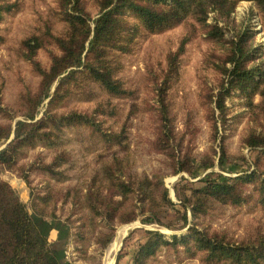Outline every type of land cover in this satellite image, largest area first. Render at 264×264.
<instances>
[{"label":"trees","instance_id":"16d2710c","mask_svg":"<svg viewBox=\"0 0 264 264\" xmlns=\"http://www.w3.org/2000/svg\"><path fill=\"white\" fill-rule=\"evenodd\" d=\"M240 1L244 0H96L99 11L96 17H92L84 0H59L57 13L67 25V31L64 35L51 36L59 52L53 53L48 68L35 61L44 39L35 35L24 41L28 50L25 51L26 58L34 62L41 81L36 93L29 92L22 98L27 106L21 111L23 119L14 126L12 123L0 124V144L14 135L12 141L0 149V165L14 169L16 156L22 148L34 147L37 142L56 146L61 138L59 131L70 126L88 125L105 140L111 139L126 148L125 127L119 132L103 130V121L97 118L98 114H106L102 104L91 114L76 110L59 114L53 107L63 104L73 95L84 93L93 84L112 96H126L129 91L118 76L121 63L115 54L132 53L138 38L144 33L156 34L186 25L188 28L178 49L168 53L164 72L155 85L163 121H170L167 92L180 76V56L197 31L193 20L224 53V57L220 54V59L213 62V67L221 75V82L211 92L205 93L214 140L220 139V142L196 164L191 155L180 154L183 142L176 140L168 122L162 124L157 136L158 152L165 153L171 160L174 174L187 172L193 178H199L201 183L200 186L182 187V181L187 179L182 176L176 185L180 203L170 198L164 182L165 174L135 173L129 154L119 156L114 153L112 158L103 162L100 172L87 183L84 191L69 189L64 194L78 208L74 221L79 223L72 233L74 221L67 223L69 227L53 220L48 233L42 228L39 217L51 215L59 219L55 206L47 208L50 193L39 197L40 203L46 205L35 203L33 214L13 186L0 178V264H68L60 248L49 239L52 230L58 231L60 242L72 235L76 250L84 254L87 246L83 242L89 235H93L101 249H106L115 236L116 224L141 219L143 224L177 228L168 219L172 211L182 214L180 228L188 227L187 231L168 238L160 230L147 229L146 239L138 244L131 264H146L162 247L178 250L180 245L191 255L197 250L204 252L205 264H264V232L247 239H236L227 231L200 221L201 217L212 215L218 203L241 206L254 202L264 208V51L250 45V29L240 32L239 38L227 45L219 24L209 23L212 12L227 18ZM247 1L257 4L264 20V0ZM16 7V2L0 0V24L5 15ZM2 39L0 33V41ZM55 82L56 88L51 93ZM235 95L244 99L243 104L248 107L246 115L253 126L244 143L256 155L252 162L243 157L249 168L235 176H225L223 172L232 162L224 145L225 134H220V130H226L229 121L241 118L244 113L231 115L228 100ZM255 95H260L259 103L254 102ZM48 98V108L37 118L39 106ZM108 113H115V108L112 106ZM69 160L63 149L56 152L50 162H34L29 167L60 175ZM215 167L221 171H215ZM198 171L204 175L201 177ZM25 172L22 171V176L27 179ZM189 212L195 218L194 222H190ZM72 214H75L74 210ZM120 259L121 254L117 263Z\"/></svg>","mask_w":264,"mask_h":264},{"label":"rangeland","instance_id":"374dc122","mask_svg":"<svg viewBox=\"0 0 264 264\" xmlns=\"http://www.w3.org/2000/svg\"><path fill=\"white\" fill-rule=\"evenodd\" d=\"M10 1L16 2L17 7L6 14L0 24V33L3 37L0 41V124L12 123L14 126L18 120L23 119L21 111L27 107L23 103V96L29 92L36 93L41 81V75L34 66V62L26 58L25 53L28 50L24 41L35 35L44 39V45L37 51L35 61L48 68L53 53L59 52L51 36L64 35L67 25L59 19L57 13L59 0ZM84 2L87 12L92 17H96L99 11L96 0H84ZM192 22L195 23L197 31L192 34L184 53L180 56V76L167 92L170 121H163V112L157 101L155 85L164 72L168 53L178 49L188 28L186 25L156 34L144 33L138 38L132 53L115 54L121 63L118 76L129 91L126 96H112L93 84L84 93L73 95L63 104L53 107V110L59 114L74 110L91 114L99 104H102L106 114H98L97 118L103 121V130L119 132L125 127L127 136L125 141L128 143L126 148L113 143L111 139L105 140L88 125L70 126L59 131L61 138L56 146L44 141L37 142L34 147L22 148L20 154L16 156L17 163L14 169L0 165V178L13 186L33 214L35 203L46 205L43 202L40 203L39 197L46 193L51 194L47 208L55 206L59 219L51 215L39 217L46 233L53 220L69 226L68 224L77 218L78 208H75L71 198L64 194L69 189L84 191L87 183L100 172L103 162L112 158L114 153L119 156L129 154L132 171L135 173L165 174V186L169 189L170 198L175 203H180L176 185L180 183L182 176L187 178L182 181V187L192 184L201 185L198 182L199 178H193L187 172L174 174L171 160L165 153L158 152L156 144L160 128L167 122L176 140L180 139L183 142L180 154L191 155L196 164L211 151L212 146L215 147L220 142V139L214 140L209 109L205 103L207 101L205 93L211 92L221 82V75L213 67V62L220 59V54L224 57V53L216 42L206 37L197 22L194 20ZM209 23L219 24L225 34L227 45L236 41L240 32L250 29V36L252 35L250 45L259 47L261 52L264 51V20L255 2L240 1L227 18L212 12ZM48 30H50L49 33H47ZM56 85L57 82L53 84L51 93L54 92ZM49 99H45L39 106L37 118H40L48 108ZM260 100V95L254 96L255 103H259ZM243 101L244 99L237 95L228 100L231 115L244 113L241 118L229 121L226 130H220V134H225L224 145L229 161L232 162L228 170L223 172L225 176H235L249 168L250 165L244 161L243 157L252 162L256 155L244 143V138L253 124L246 115L248 107L243 104ZM112 106L115 108V113H108ZM13 137L14 135L6 143L0 144V149L11 142ZM217 148L219 150V147ZM63 149L70 159L62 167L63 174L53 175L39 168L29 167L34 162L36 164L50 162L56 152ZM262 166L264 167V158H262ZM213 169L221 171L218 167ZM25 170L27 179L22 176V171ZM198 174H202L201 177L204 175L202 171H198ZM178 209L183 211L180 207ZM73 210L75 214H72ZM212 211V215L201 217L200 221L210 224L212 228L225 230L236 239H247L264 232V208L254 202L241 206L218 203ZM188 214L190 222H194L195 218L192 217L191 212ZM181 216L182 214L177 211H172L168 215V219L173 221V225L177 228H167L157 224L147 225L143 224L141 219L116 224L115 236L111 243L115 241L119 230L126 227L122 233L124 235H121V246L116 252L109 251L111 243L106 249H101L93 235H89L83 242L87 246L84 254L76 250L72 235L60 242L58 231L54 229L49 239L60 248L68 264H109L110 258H113V264H131L138 244L146 239L147 229L160 230L168 238L174 234L185 233L188 227L180 228ZM78 223V220L72 223L71 233ZM184 248L182 245L178 250L162 247L146 264H205L204 252L197 250L191 255ZM119 254L121 259L117 263Z\"/></svg>","mask_w":264,"mask_h":264},{"label":"bare ground","instance_id":"6f19581e","mask_svg":"<svg viewBox=\"0 0 264 264\" xmlns=\"http://www.w3.org/2000/svg\"><path fill=\"white\" fill-rule=\"evenodd\" d=\"M124 228H126V227H124ZM124 228H122V229L119 228L120 230L118 232V235H117L115 241L113 243H111V245L109 247V251L110 252H116L120 248V246H121V239H122V236L124 235V234L122 235ZM108 263L109 264H113V258H110Z\"/></svg>","mask_w":264,"mask_h":264},{"label":"water","instance_id":"95a60500","mask_svg":"<svg viewBox=\"0 0 264 264\" xmlns=\"http://www.w3.org/2000/svg\"><path fill=\"white\" fill-rule=\"evenodd\" d=\"M115 260H116V257H115Z\"/></svg>","mask_w":264,"mask_h":264}]
</instances>
